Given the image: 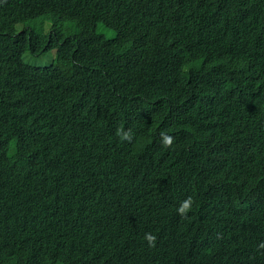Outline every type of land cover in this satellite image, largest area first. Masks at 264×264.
Segmentation results:
<instances>
[{
    "label": "trees",
    "instance_id": "obj_1",
    "mask_svg": "<svg viewBox=\"0 0 264 264\" xmlns=\"http://www.w3.org/2000/svg\"><path fill=\"white\" fill-rule=\"evenodd\" d=\"M99 1L56 0L62 5L51 7L46 5L47 0H0V264L9 256L5 254L8 249L22 255L36 249L39 256L59 257L62 229L35 201L23 196L45 187L41 206L47 204L50 208L47 191L51 196L63 195L66 184L61 177L73 173L77 161L85 162L87 158L74 159L70 150L62 148L68 144L73 147L72 138L83 125L108 138L96 143L99 147L95 156L115 171L134 158L136 151L134 145L121 149L112 146L115 127L145 134L141 136L156 143L163 134L171 136L170 159L176 155L183 164H204L202 178L209 190V197L192 200L191 210L179 219L198 222L199 235L184 232L174 238L197 257L211 253L214 246L251 247L258 237L248 227H240L241 216L231 208L234 201L247 214L263 216L264 222V87L252 94L237 95L220 87L225 99L216 97L207 104L198 100L207 98V87L191 92V86L177 75H166L164 84L162 79L154 84L142 76L145 71L138 65L103 61L94 50L75 56L65 45L69 43L60 46V40L70 36L98 42L96 36H91L95 34L93 22H88L86 15L82 26L77 17L97 8ZM208 1L216 8L220 6V0ZM252 1L247 13L256 20V32L242 45L241 52L255 55L251 60L258 63L264 61V0ZM45 16H51L53 24L47 33L39 28ZM64 21L72 22V27L63 30L59 25ZM258 41L261 44L257 45ZM254 46L260 51L251 49ZM51 50L57 62L73 59L96 68L93 78L99 82L98 90L91 96L75 93L82 91L81 82L62 74L56 65L29 66L25 62H30L31 55L41 56ZM47 82L56 88L57 119L39 117L33 108ZM243 126L253 149L244 153L239 141ZM149 149L148 145L140 148L142 153ZM180 149L184 151L177 153ZM151 161L150 155H145L138 167L150 168ZM193 172L194 166H186L185 175L176 178L177 189L192 187ZM199 192L200 185L195 193ZM64 201L77 210L74 199ZM142 212L143 207L136 209L138 215ZM173 239L166 241L167 248ZM196 240H200L199 249L194 247ZM124 248L128 252L110 247L113 252L109 256L101 253L90 262L73 258L70 264H167L147 256L152 248L145 235L126 242ZM174 249L179 250L180 245L174 244ZM200 264L210 263L204 259Z\"/></svg>",
    "mask_w": 264,
    "mask_h": 264
},
{
    "label": "clouds",
    "instance_id": "obj_2",
    "mask_svg": "<svg viewBox=\"0 0 264 264\" xmlns=\"http://www.w3.org/2000/svg\"><path fill=\"white\" fill-rule=\"evenodd\" d=\"M46 5L59 7L62 4L47 0ZM252 5V0H220L218 8L208 0H100L97 8L88 9L84 16L77 17V23L85 26L87 15L88 22L94 24L95 34L91 36H96L99 41L90 43L88 37L77 40L66 36L60 40V46L69 43L65 45L70 46L75 56H84L86 51L94 50V55L103 61L138 65L145 71L142 76L154 84L161 79L164 84L166 75L172 78L177 75L191 86V92H200V88L207 87V98L198 100L211 104L216 97L225 99L220 87L234 95L252 94L257 92L255 89L264 87V61L256 63L251 60L255 55L241 52L242 45L256 32V20L247 13ZM262 16L264 19V7ZM46 20L50 21L48 28L43 26ZM44 21L39 28L47 33L53 26L52 17L45 16ZM59 26L67 30L72 27V22L64 21ZM98 27L112 31V37L99 34ZM259 44L261 41L257 42ZM251 49L260 51L259 46ZM46 53L51 55V60L39 64L45 61ZM25 62L29 66L56 65L62 74L81 82L79 89L82 91H73L75 93L91 96L98 90L99 82L93 78L96 68L73 59L57 62L54 50L41 56L31 55L30 62ZM55 94L56 88L51 82L43 85L40 103L33 107L39 117H59ZM239 130L241 152L253 150L247 142L244 126ZM112 132L115 137L113 147L121 149L134 145L136 148L134 158L120 164L122 167H116V171L106 168L102 160L96 158L99 147L96 143L108 138L97 129L83 125L72 138L75 140L73 147L68 144L62 149L70 150L74 159L87 160L77 161L74 172L61 177L66 184L63 195L51 196L47 191L51 210L47 204L41 206L45 200V187L23 196L35 201L62 229V239H58L61 245L59 257L39 256L36 249L26 255L8 249L5 254L9 256L3 264H70L73 258L90 262L101 253L108 255L110 247L128 252L124 244L142 235L152 248L147 256L167 261V264H200L204 259L210 264L230 261L264 264L263 216L247 214L234 201L231 210L240 214V227H248L251 234L258 237L254 245L245 248L214 246L210 248L211 253L197 257L186 244H180L174 235L193 232L198 236V229H201L198 222L179 219L191 210L192 200L209 197L202 178L204 164H183L176 155L170 159L172 137L169 135H161L156 143L131 129L115 127ZM147 145L149 152L142 153L140 148ZM142 154L150 155L152 167H138V161L145 156ZM186 166H194L190 182L193 185L187 190L184 187L177 189L176 178L185 175ZM198 185L200 192L195 193ZM218 195L222 194L218 192ZM67 199L76 201L77 210L64 201ZM138 207H143L141 215L136 213ZM171 239L167 248L166 241ZM174 244L180 245V249L175 250ZM194 247L200 248V240L195 241Z\"/></svg>",
    "mask_w": 264,
    "mask_h": 264
},
{
    "label": "rangeland",
    "instance_id": "obj_3",
    "mask_svg": "<svg viewBox=\"0 0 264 264\" xmlns=\"http://www.w3.org/2000/svg\"><path fill=\"white\" fill-rule=\"evenodd\" d=\"M49 25H50V21L49 20L44 21V23H43L44 27L48 28ZM40 27H41V25H40ZM97 32L99 34H103L107 38L112 37V35H113L112 31H110L108 29L101 28V27H98ZM50 59H51V55L50 56H46L45 57V61H43L42 63H39V64H47L50 61Z\"/></svg>",
    "mask_w": 264,
    "mask_h": 264
}]
</instances>
